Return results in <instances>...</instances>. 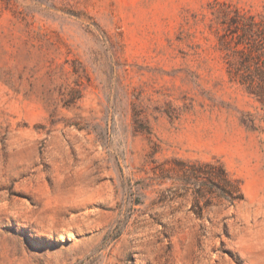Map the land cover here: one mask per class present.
I'll use <instances>...</instances> for the list:
<instances>
[{"label": "rangeland", "instance_id": "374dc122", "mask_svg": "<svg viewBox=\"0 0 264 264\" xmlns=\"http://www.w3.org/2000/svg\"><path fill=\"white\" fill-rule=\"evenodd\" d=\"M253 22L264 59V0H0V264H264Z\"/></svg>", "mask_w": 264, "mask_h": 264}, {"label": "trees", "instance_id": "16d2710c", "mask_svg": "<svg viewBox=\"0 0 264 264\" xmlns=\"http://www.w3.org/2000/svg\"><path fill=\"white\" fill-rule=\"evenodd\" d=\"M231 21L232 24L237 23L233 19ZM232 24H229V26ZM238 29L241 32L237 36L239 40L233 48L228 49L230 51V54H227L228 72L264 106V59H260L261 54H255L257 53V48L255 38H253L257 35L258 26L253 22L247 27L242 26ZM239 45H241V48H238ZM232 53L249 56V59L239 63L235 62L232 58Z\"/></svg>", "mask_w": 264, "mask_h": 264}]
</instances>
